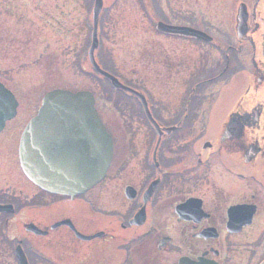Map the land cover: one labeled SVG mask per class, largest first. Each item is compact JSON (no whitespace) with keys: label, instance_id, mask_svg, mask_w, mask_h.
Segmentation results:
<instances>
[{"label":"flooded vegetation","instance_id":"af4514ba","mask_svg":"<svg viewBox=\"0 0 264 264\" xmlns=\"http://www.w3.org/2000/svg\"><path fill=\"white\" fill-rule=\"evenodd\" d=\"M64 1L69 14L93 13L95 0ZM126 1L144 25L152 24L146 41L153 50L137 56L138 72L165 76L171 100H150V119L140 100L115 101L111 122L103 118L114 143L108 173L71 199L40 190L24 174L21 138L40 101L26 107L5 75L16 106L0 110V264H19L18 248L30 264H260L264 0ZM116 2L103 0L101 14ZM43 7L40 0H0V61L40 59V33L31 29L40 32ZM159 22L212 40L158 33ZM89 23V16L77 22ZM188 44L198 46L196 58L173 56L188 52ZM141 84L135 86L145 89Z\"/></svg>","mask_w":264,"mask_h":264},{"label":"rangeland","instance_id":"374dc122","mask_svg":"<svg viewBox=\"0 0 264 264\" xmlns=\"http://www.w3.org/2000/svg\"><path fill=\"white\" fill-rule=\"evenodd\" d=\"M43 1L40 0V5L44 6V9L40 8V32L31 29L33 30L32 34L37 33L36 37L40 33V59L30 57L23 61H0V81L8 82L5 75L10 74L9 82L12 86H18V91L23 95L26 107H31L30 102L37 104L40 101L41 103L43 95L53 89H67L74 92L92 91L96 95L102 117L105 121L111 122L110 118L113 113L109 111V107H114V101L123 98L111 94L109 85L106 83L107 86L105 81L90 70L86 57L89 45L88 30L83 27L84 25L76 23L84 19V12L73 8L70 15L69 10L65 8L57 14H51L52 11H55V7H62L65 1L45 0L46 3L42 4ZM124 2L127 4L126 0H117L113 12L106 13L104 17L99 64L110 74L121 77L122 82L129 87L130 84L138 86L139 80H142L141 85L145 87L146 93H149L150 97L153 96L150 98L153 103L170 101L165 76L161 78L144 77L138 72L137 56L143 51L153 50V47L146 41L152 37V24L144 25L132 8L124 7ZM69 3L70 1H67V6H74ZM131 5V3L127 4L128 7ZM199 5L205 6L202 1ZM35 22L38 23L37 20ZM32 34L31 36H33ZM157 36L160 39L161 36ZM198 50L197 45L188 44V52L174 51L173 56L188 53V57L193 55L196 58ZM193 56L190 60L193 59ZM110 104L112 105L110 106ZM125 108L123 107L122 110ZM34 114L35 111L32 115ZM111 128L113 130L111 132L116 134L118 140L121 141L123 134L116 126H111ZM141 128L148 129L145 126ZM30 193H32L31 190Z\"/></svg>","mask_w":264,"mask_h":264},{"label":"water","instance_id":"95a60500","mask_svg":"<svg viewBox=\"0 0 264 264\" xmlns=\"http://www.w3.org/2000/svg\"><path fill=\"white\" fill-rule=\"evenodd\" d=\"M89 59L95 71L124 89L95 62L98 48L97 18ZM168 32L170 28L159 27ZM182 34L188 30L177 29ZM195 33V32H194ZM199 38L202 34L196 33ZM0 85V93L2 91ZM22 143V163L29 179L41 189L74 198L86 193L105 177L113 157V142L95 109L90 92L54 90L42 101L39 114L30 122ZM137 224V218L131 223ZM21 264H28L20 258ZM264 264V263H263Z\"/></svg>","mask_w":264,"mask_h":264}]
</instances>
